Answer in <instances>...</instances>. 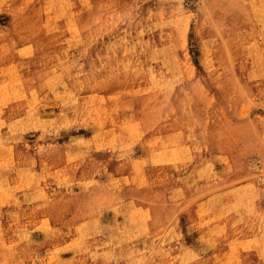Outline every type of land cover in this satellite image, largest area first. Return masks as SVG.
Masks as SVG:
<instances>
[{
    "label": "rangeland",
    "instance_id": "1",
    "mask_svg": "<svg viewBox=\"0 0 264 264\" xmlns=\"http://www.w3.org/2000/svg\"><path fill=\"white\" fill-rule=\"evenodd\" d=\"M0 264H264V0H0Z\"/></svg>",
    "mask_w": 264,
    "mask_h": 264
},
{
    "label": "bare ground",
    "instance_id": "2",
    "mask_svg": "<svg viewBox=\"0 0 264 264\" xmlns=\"http://www.w3.org/2000/svg\"><path fill=\"white\" fill-rule=\"evenodd\" d=\"M160 159H161V157H160ZM160 215H161V212H160ZM147 245L149 246L148 249H150V242H147ZM179 248H180V247H179Z\"/></svg>",
    "mask_w": 264,
    "mask_h": 264
}]
</instances>
